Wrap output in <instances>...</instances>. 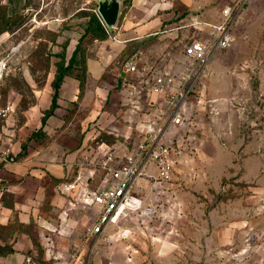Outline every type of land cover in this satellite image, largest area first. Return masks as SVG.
<instances>
[{
  "label": "rangeland",
  "instance_id": "374dc122",
  "mask_svg": "<svg viewBox=\"0 0 264 264\" xmlns=\"http://www.w3.org/2000/svg\"><path fill=\"white\" fill-rule=\"evenodd\" d=\"M97 14V0H0V59L9 60L0 100L13 106L19 121L44 103L58 66L68 63L89 17ZM232 36L229 49L215 54L202 79L211 104L198 154L181 159L165 193L147 179L137 183L142 202L181 218L169 226L154 221L143 234L138 215L131 214L113 228L110 244L77 242L65 256L44 243L48 233L61 236L58 221L42 228L20 224L32 246L18 254L10 232L1 250L11 262L0 257V264H264V0H245ZM84 43L90 55L100 49ZM136 143L101 133L85 149L122 154ZM87 224L85 218L77 228L84 232ZM124 230L132 233L130 239L119 237ZM77 236L73 240L81 239Z\"/></svg>",
  "mask_w": 264,
  "mask_h": 264
},
{
  "label": "crops",
  "instance_id": "0c3cea01",
  "mask_svg": "<svg viewBox=\"0 0 264 264\" xmlns=\"http://www.w3.org/2000/svg\"><path fill=\"white\" fill-rule=\"evenodd\" d=\"M124 1L112 31L122 42L108 38L91 44L90 49H100L93 55L87 52L84 80L65 77L59 106L45 124L42 119L51 108L52 87L45 91L42 105L26 112L23 122L14 116L13 106L0 100L2 108H11L0 117V154L12 151L9 161H0V186L9 188L0 192V246L11 232L14 250L23 254L33 241L30 233L19 229L20 224L42 228L57 221L61 236L48 233L44 240L47 246L60 249L64 255L73 244H86L85 231L77 225L90 210L71 204L58 186L74 171L85 147L101 133L138 142L135 127L141 113L135 108L136 98L130 95V77L121 71L123 63L132 55H142L141 69L155 68L159 73L187 69L192 62L185 56L186 46L209 38L212 29L207 24H217L224 8L243 0ZM105 46H110V52L104 51ZM35 132L40 133L34 137ZM76 232L81 236L78 241L73 240ZM4 257V262H11Z\"/></svg>",
  "mask_w": 264,
  "mask_h": 264
},
{
  "label": "built area",
  "instance_id": "2783aa9c",
  "mask_svg": "<svg viewBox=\"0 0 264 264\" xmlns=\"http://www.w3.org/2000/svg\"><path fill=\"white\" fill-rule=\"evenodd\" d=\"M244 2L224 8L217 24H207L212 29L207 40H193L186 46L185 56L192 62L187 69L161 73L155 68L141 69L142 55H132L123 63L121 71L130 77V92L137 100L136 110L141 113L138 142L122 154L84 149L74 171L58 186L59 193L71 204L92 212L86 216V243L92 240L94 245L100 241L110 244L113 227H119L131 214L138 215L137 228L143 234L150 231L154 221L169 226L181 218L180 213L164 206L142 202L137 197V183L147 179L158 193H165L181 159L198 154L211 104L202 79L215 54L231 46L232 28ZM108 33L113 41L122 42L112 31ZM8 68L9 60L0 59V83ZM10 111V107L0 106V117ZM11 154L10 149L3 151L0 161H9ZM8 190L0 186V192ZM131 235L130 231L119 232L122 240Z\"/></svg>",
  "mask_w": 264,
  "mask_h": 264
},
{
  "label": "trees",
  "instance_id": "16d2710c",
  "mask_svg": "<svg viewBox=\"0 0 264 264\" xmlns=\"http://www.w3.org/2000/svg\"><path fill=\"white\" fill-rule=\"evenodd\" d=\"M16 1H22V0H16ZM131 1L132 0H125L124 2L125 4H129ZM19 24H22L21 21H19L18 25ZM9 29L11 30V28ZM108 38H109L108 30L106 29V26L102 22L100 16L98 14L91 15L85 26L84 33L80 39V42L73 51L72 56L69 59L68 63L67 64L64 63L61 66H58L56 78L52 83L53 95H52L51 108L45 112V116L42 119L43 124H45L48 117L54 114V111L59 106L58 101L60 99V89L64 83L65 77L72 76L80 79L81 81L84 80V75L86 71V65H85L86 55H87V46L85 45L84 42L92 44L95 41H104ZM39 133L40 132L36 133L34 137L38 136ZM23 150H26V145H24ZM1 249H3V247L0 246V251H1L0 257L6 256L7 254L3 253ZM12 252L13 250L9 251L8 253L10 254Z\"/></svg>",
  "mask_w": 264,
  "mask_h": 264
},
{
  "label": "water",
  "instance_id": "95a60500",
  "mask_svg": "<svg viewBox=\"0 0 264 264\" xmlns=\"http://www.w3.org/2000/svg\"><path fill=\"white\" fill-rule=\"evenodd\" d=\"M123 0H97L98 15L109 31H114L118 24Z\"/></svg>",
  "mask_w": 264,
  "mask_h": 264
}]
</instances>
